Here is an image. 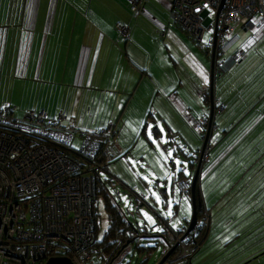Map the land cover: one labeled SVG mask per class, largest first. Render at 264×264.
Masks as SVG:
<instances>
[{
	"label": "crops",
	"instance_id": "obj_1",
	"mask_svg": "<svg viewBox=\"0 0 264 264\" xmlns=\"http://www.w3.org/2000/svg\"><path fill=\"white\" fill-rule=\"evenodd\" d=\"M137 2L140 11L133 13L126 0H0V108L8 105L13 118L19 120L42 111L51 120L64 115L66 125L96 132L112 124L121 130L115 145L120 149L122 128L137 135L147 122L151 94H163L160 97L166 99L160 101L165 107L167 98L177 97L180 108L189 103L184 96L197 94L199 87V94H209L210 58L203 52L209 61L206 66L195 54L192 41L174 24L169 4L163 0ZM117 23L129 30L126 41ZM220 81L215 94L221 100L228 94V107L238 108L237 113L263 95L254 104L258 116L246 132L253 130L258 135L246 141L238 138L204 171L198 187L205 206L211 204L205 196L212 188L220 193L219 201L233 192L240 180L233 184L236 179L229 170L246 149L264 137V28L246 59ZM223 82L227 84L220 86ZM134 100L147 107L142 123V112ZM140 135L132 139L139 141ZM161 139L158 142L164 143L165 138ZM226 157L232 160L224 162ZM184 168L183 175L188 176L189 169ZM158 169L162 172L156 173ZM211 173L215 176L209 179ZM152 174L153 185L158 182L159 188L175 190L173 182L167 181L173 173L163 163L158 161ZM181 196L188 201L185 194Z\"/></svg>",
	"mask_w": 264,
	"mask_h": 264
},
{
	"label": "built area",
	"instance_id": "obj_2",
	"mask_svg": "<svg viewBox=\"0 0 264 264\" xmlns=\"http://www.w3.org/2000/svg\"><path fill=\"white\" fill-rule=\"evenodd\" d=\"M163 1L170 6L174 24L190 40L201 44L210 34L205 49L211 58L215 42L217 78L248 56L264 28V0ZM126 2L131 12L140 11L137 0ZM116 27L126 39L127 27L122 23ZM240 32L247 36L241 38ZM11 112L8 105L0 108V264H45L64 251L70 252L73 264H95L85 251L95 240V176L83 172L81 162L61 149L72 145L78 131L63 124L64 115L51 120L42 111L19 120ZM205 124L206 118L196 122L198 133L205 132ZM116 132L118 136L111 124L94 133L100 138L90 134L87 139L92 143L84 142L85 148L95 150L97 142L113 141ZM179 188L182 194L189 190L183 182ZM185 223L177 220L175 230L163 225L161 231L166 247L178 245L181 255L190 253L186 242L193 235Z\"/></svg>",
	"mask_w": 264,
	"mask_h": 264
},
{
	"label": "trees",
	"instance_id": "obj_3",
	"mask_svg": "<svg viewBox=\"0 0 264 264\" xmlns=\"http://www.w3.org/2000/svg\"><path fill=\"white\" fill-rule=\"evenodd\" d=\"M192 43L195 42L192 41ZM195 44L199 46V44ZM202 51L209 58L206 49L203 48ZM246 57L244 59H246ZM228 73L221 75L219 78L214 77L213 106L217 111H214L213 113V119L210 126V138L208 141L209 149L204 156L200 168L198 184L200 183L208 164L226 152V149L233 145L238 138L243 137L245 138L244 141H246L253 135H258L256 134V131L253 130H250L248 133L246 132L258 116L254 114L257 108H254V104L257 103L263 94H260V96L257 99H254L253 102H249L247 106H243L239 113H237L239 111L238 108L230 109L228 104L231 99L227 101L228 94H223L221 100V98L214 92L217 82ZM226 84L227 82H223V84L219 83L220 86ZM199 90L197 94H186L184 96L185 100L189 102L186 104L185 108L178 107L177 97L174 99L171 98V100L167 98V101H165L167 107H165L163 103L166 97L163 99L157 94L150 99V116L145 123L141 135H145V130L147 128L150 130L151 127L152 136H161V138H165L164 142L168 143L167 145H172L175 154L180 152L189 161V165H187V168L189 169L188 176L183 175V169L179 170L177 175L175 171L169 167L171 173H173V183L177 178L179 179L182 177L184 179H190L191 176H193L203 138L207 132V124H205L204 129L206 130L203 134L198 133L195 128L198 120L206 118L207 122H209V95L199 94ZM160 100H163V102ZM101 130H104V127ZM215 133L216 138L214 137ZM100 134L96 135L93 133L91 134V137L100 138ZM89 135L90 134L81 136L82 142L81 146L78 148H73V143L67 148H61L72 159L81 162L83 172L95 176L96 195L92 202L95 240L92 245L85 250L86 254L91 260H93V262H95V264H122L126 256L134 251L133 253L137 256L135 260L136 264H146L153 256H156L158 253L157 251H159L156 259L152 262L153 264H156L165 254L164 249L157 250L158 244L165 246L167 243V240L159 237L160 234L158 233H161L163 225L170 226L171 230L177 228L176 221L182 220V218L175 217L179 212V205H175L176 202H174L172 207L169 205L166 206L162 201V206L163 208H167V211L165 214H161L159 210L152 209L153 206L151 202L148 204L149 200L145 197L146 195L143 193H137L129 185H122L126 188L129 187L128 189L130 192L134 194L135 200L132 202L138 200L143 206L150 209L158 225L161 226L159 232H153L150 230V233L153 232L151 233L153 237L147 238L143 235L144 229H146L145 227L137 226V231L134 230L133 227L130 226L131 223L127 219L124 210L118 203L117 197H119V191L117 194H114L111 189L115 184H123V182H121L122 178L116 174L123 172L120 165H124L127 171H129V167L131 171H133L134 167H132L129 157L127 156V154H131V152L117 155L119 149L116 148L115 145H117V143L114 142H119L120 140L119 131L118 136L116 132L113 141L107 140L104 142H97V148L95 150L85 148L88 143H92L91 140L87 139V136L89 137ZM263 138L251 148L246 149L242 158H240L238 162L233 165V168L229 170L231 178L236 179L233 184L236 181H240L238 186L233 188V192L228 196L226 195L222 201H217L221 196L219 195L214 202L205 207L202 197L199 195V187L197 186L195 194L201 207H204V209L210 213V225L208 227L202 225L201 216L199 218L200 208H198L196 211V217L199 218L200 224L198 229L193 232L192 235V238L194 239L193 241L196 243L197 247L189 257L176 264H228V261L231 260L232 264H246V262L254 257L259 256L257 259L262 256L264 257ZM188 139H195L198 142V145L195 144L193 140ZM84 142L88 143L84 144ZM212 143L214 145H211ZM169 153L170 151L164 150V154H167L166 156H168ZM229 155H232V153ZM230 160H232V158H230ZM91 165H95L96 168H92ZM183 166L185 165H182V168ZM113 168L116 173L112 171ZM100 171L106 173L107 178L102 177ZM229 181H231V179H229ZM215 188L216 187L212 188L208 194L210 195ZM213 195L207 197L210 199ZM99 198L101 200H99ZM99 201H101V204L98 203ZM167 204H169L168 200ZM101 209L104 210L107 218L105 228H102ZM168 221H171L172 223H167ZM99 230L101 236L98 238L97 234ZM173 232L177 233V231ZM136 234H140V239H143L146 242H148V240L151 241L149 243H152V241L155 240L157 242H154V245L135 246L134 242H137V240H135ZM211 246L213 247L211 248ZM262 246L263 248L261 249ZM210 248L211 250L208 251ZM250 251L252 252L245 258H241L243 253ZM232 252L233 254H231ZM175 253L176 251L174 254ZM57 255L71 258V254L68 251L59 252ZM235 260L237 261L235 262Z\"/></svg>",
	"mask_w": 264,
	"mask_h": 264
},
{
	"label": "rangeland",
	"instance_id": "obj_4",
	"mask_svg": "<svg viewBox=\"0 0 264 264\" xmlns=\"http://www.w3.org/2000/svg\"><path fill=\"white\" fill-rule=\"evenodd\" d=\"M246 34L247 33L240 32V35L242 37L245 36ZM209 36H210L209 33L205 34L203 42L201 44H199L201 49L195 43H191V45L193 46V51L195 52V54H197V56L203 58V62L206 66L209 65V61H208V58H206V56H204L202 49L206 47L207 40H208ZM123 39L126 41L128 39V37L126 39L123 37ZM156 95L157 94H151V97L156 96ZM158 95L161 96L163 94H158ZM137 96H138V94H137ZM133 103H134V105H136V107H139V109L141 110L142 116L140 117V121H141V123L144 122V118L146 116V113H148L147 107H145V105L141 102L137 103L135 100L133 101ZM213 103H214V101H213ZM214 111H217V109L216 110L214 109ZM66 123H67L66 120H64L63 124L65 126H74V124H71V125L67 124L66 125ZM91 125H92V122L89 124V126L91 127ZM144 125L137 132L138 134H141L139 132L143 131ZM161 125H162V123H161ZM94 127H95V125L93 126V128ZM75 128L78 131V133L75 136V139L73 141V148L74 147L78 148L81 146L82 138L80 136L82 133L93 134L96 132V130H91L88 128H80L77 125ZM207 128H208V122H207ZM151 130H152L151 128H150V130L148 129L146 135H140L142 138L139 137L140 140L135 141V139L133 138L134 139L133 140L132 137L133 136L136 137L138 134L132 135L126 127L122 128L123 142L121 144V147H120L117 155H123L125 153L131 152V154L128 156L129 161L131 162L132 167H134V169L136 171H131L129 165H128V167H129L130 172L125 169L124 165H120L123 172H120V171L119 172L122 174L116 173L114 168H113L112 171L115 172L118 176H120L122 178L121 182H123V184H120V185L115 184L114 187L116 189H113V188H111V189H112V192L114 194H117L119 191V197H117L118 203L121 205L122 209L125 212L127 219L129 220V222L131 224H137L139 227H145L148 229L149 232H150V230H152L153 232H159V229H161V226L158 225L152 211L150 209H148L147 207L143 206L142 203L138 200L136 202H132L133 200H135L134 194L130 192V190L128 189L129 187L126 188L122 185H125V184L129 185L137 193H143L144 195H148L149 196L148 197V200H149L148 204H150V202H151L152 206L155 207V208L152 207V209L159 210L161 212V214H165V212L167 211V208H163L162 201H161L160 195L158 193V189H156L153 185L154 174H152V167H154L155 164L158 163V161H159L160 163L164 164L166 170H168L170 167L178 175L179 170L182 169V165H185V167H187V165H189V161L180 152L175 154L174 153L175 150L173 149L172 145H170V144L167 145L168 143H165V142L159 143L158 141H159V138L161 136L160 137L152 136ZM119 134L121 135V130L119 131ZM204 138H205V135H204ZM204 138H203V141H204ZM161 140L163 141V139H161ZM193 141L195 142V144L198 145V142L195 139ZM202 144H203V142H202ZM208 149H209V146H208V142H207L206 147H205V152H207ZM164 150L170 151L168 156H166L167 154L166 155L164 154V152H163ZM199 153H200V151H199ZM198 158H199V156H198ZM227 159H228V157H226V159H224L225 160L224 162H226ZM228 161L229 162L231 161L230 158L228 159ZM197 163H198V159L196 161V164ZM201 163H203V159H202ZM219 165H221V164H219ZM160 172H162V170L160 171V169H158L156 173H160ZM169 173H170V169H169ZM100 175L104 178H107V174L104 173L103 171H100ZM188 175H189V173H188ZM214 176H215V174L211 173V175L209 176V179L214 178ZM167 181L172 182V177L169 176L167 178ZM204 182L205 181H203V184H204ZM198 185L199 184H198V180H197V183H196V186L194 189L195 214H196L197 209L200 208L199 218L201 216V220L203 221V225L208 227L210 225V216H209L210 213H209V211L204 209V207L203 208L201 207V205H200V203L196 197L195 191H196V188ZM170 187H171V183H170ZM186 187H189L190 191L188 190L185 193H187L189 195L191 192V186H190V184L186 183ZM162 188H164V186H162ZM206 188H207V184H205L204 190ZM211 195H213V197L210 198V200H208L207 196H205L206 203H207V201H209V203L214 202L215 199L218 198L220 193H218L217 190H213ZM166 197H167L169 206H172L174 202L178 203V205H179V207H178L179 212L175 216L176 218H182V219H189L190 218L191 208L188 205L186 199H184L181 196V193H180V191H178L177 188L174 191H172L171 189H168L166 191ZM220 198H221V196L217 199V201H219ZM99 200H101V199L99 198ZM98 203L101 204V201H99ZM207 206H208V204H207ZM201 208H202V211H201ZM100 213H101V219H102V228H105L106 224H107V222H106L107 218L105 216V212L103 209L100 210ZM153 232H151V233H153ZM151 233L150 234L146 233L144 230L143 235H145L146 238L147 237H153L151 235ZM158 234H160L159 237H162V239H164V236L162 233H158ZM97 236H98V238L101 236L100 230L98 231ZM156 236H158V235H156ZM193 240L194 239L192 238L191 240L186 242L187 248L190 249V253L188 255H181V250H180L179 246L176 244H173L172 248L169 245V249L167 247L164 248V246L161 244H158L157 250H160V249L165 250V254L162 256V258L169 253L168 257L166 258V260L162 264H176L179 261H182V260L186 259L187 257H189L197 247L196 243ZM149 242H151V241L148 240V242H146L143 239H138L137 242H134V244H135V246H148V245H154L153 243L157 242V241L156 240L152 241V243H149ZM263 246L261 247V249L263 248ZM212 247L213 246H211V248ZM211 248L208 251H210ZM132 250H133V248H132ZM175 251H176V253H175L176 255L174 254ZM252 251L243 253V256L241 255L242 256L241 258H243V257L245 258ZM133 252L126 256V258H125L124 262H122V264H128V263L129 264H136L135 260H136L137 256ZM157 252L158 253L156 254V256H153L149 260L148 264H153L152 262L154 261V258H156L157 255L159 254V251H157ZM231 254H233V252ZM236 261L237 260H235V262ZM228 264H232V260L228 261ZM250 264H264V257L256 259L255 262H252Z\"/></svg>",
	"mask_w": 264,
	"mask_h": 264
},
{
	"label": "water",
	"instance_id": "obj_5",
	"mask_svg": "<svg viewBox=\"0 0 264 264\" xmlns=\"http://www.w3.org/2000/svg\"><path fill=\"white\" fill-rule=\"evenodd\" d=\"M214 56H215V42L213 41L212 44V49H211V58H210V68H209V122H208V128H207V132L203 141V144L200 148V153H199V158H198V163L196 164V169L194 171L193 177L190 181V186H191V194H190V201H191V215L190 218L188 220L189 226L187 227V232H191L193 227L197 224L198 220L195 214V198H194V189L198 180V175L200 172V167L202 166V159L205 156L206 152H205V147L207 142L209 141L210 138V126H211V122L213 119V113H214V106H213V97H214V93H213V87H214ZM205 152V153H204ZM204 154V155H203ZM183 171H185V168L183 169ZM154 187L156 189H158V193L160 195L161 201H163L165 203V205L167 206V198L165 196L166 190L167 188H159V184L158 182L156 183V185H154ZM148 200V195L145 196ZM151 198V197H150ZM131 227H133L134 230L137 231V224H130ZM169 253L164 256L162 259L159 260V262L157 264H162L166 258L168 257ZM248 263V262H246ZM45 264H73L72 260L69 259L68 257H51L49 258Z\"/></svg>",
	"mask_w": 264,
	"mask_h": 264
},
{
	"label": "flooded vegetation",
	"instance_id": "obj_6",
	"mask_svg": "<svg viewBox=\"0 0 264 264\" xmlns=\"http://www.w3.org/2000/svg\"><path fill=\"white\" fill-rule=\"evenodd\" d=\"M203 159H204V157H203ZM201 168V167H200ZM195 169H196V166H195ZM195 169H194V171H195ZM192 177L193 176H191V178L190 179H184V178H177L175 181H174V183H172L173 184V186L175 187V189L177 188L178 189V191H180V188H179V183L180 182H183V183H188V184H190V181H191V179H192ZM113 189L115 188V187H112ZM190 191V190H189ZM183 194H185L187 197H188V201H187V203H188V205L190 206V208H191V201H190V194H191V192H190V194L188 195L187 193H183ZM182 195V194H181ZM173 205H174V203H173ZM172 205V206H173ZM175 205H177L178 206V203H175ZM168 206V205H167ZM171 206V207H172ZM182 220H184L185 221V219H182ZM197 220H198V222H197V224L193 227V229H192V232H195L197 229H198V227H199V224H200V220L197 218ZM186 224V227L187 226H189V223H188V221H187V223H185ZM203 225V224H202ZM138 239H140V234H136L135 235V240H138Z\"/></svg>",
	"mask_w": 264,
	"mask_h": 264
}]
</instances>
